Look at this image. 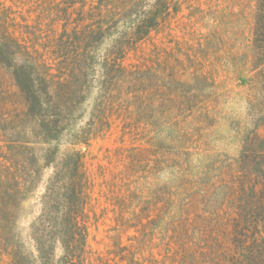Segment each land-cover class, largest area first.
<instances>
[{"label":"rangeland","instance_id":"1","mask_svg":"<svg viewBox=\"0 0 264 264\" xmlns=\"http://www.w3.org/2000/svg\"><path fill=\"white\" fill-rule=\"evenodd\" d=\"M5 1L35 32L34 46L49 58L56 76L55 91L44 100L53 127L45 131V140H33L49 149L47 141H53L57 149L37 148L34 160L26 151V164L39 168L40 181L53 175L72 184L70 176H82L72 169L79 158L74 152L81 154L83 176L93 181L85 217L93 255H108L118 237L111 190L129 186L118 176L127 168L132 184L162 188L172 178L163 154L181 145L186 154L181 161L188 163L185 172L193 176L181 192L183 199L193 195L187 202L192 212L188 242L209 248L197 257L189 254L187 263L264 264V53L254 46L257 0H114L115 9L101 0ZM142 12L154 14L157 24L143 40L129 42L141 25ZM108 54L129 67H147L130 83L113 60L102 67ZM177 72L180 79L173 76ZM142 92L145 100L134 98ZM180 95L195 100L185 125L179 111L161 104ZM170 121L175 123L172 129L167 128ZM21 136L16 140L25 139ZM37 177L26 176L30 181ZM44 190L42 183L24 200L17 195L16 224L3 221L0 226V264H37L28 253L32 246L26 233L40 214ZM70 193L69 184L68 193L56 189L52 215L72 206ZM3 214L0 206V217ZM237 216L246 229L234 243L231 226ZM48 230L51 237L45 226L41 235L44 255L60 258L66 237L62 229ZM134 232L123 233V243L129 244ZM55 234L56 243H49ZM11 246L23 253L12 256Z\"/></svg>","mask_w":264,"mask_h":264},{"label":"trees","instance_id":"2","mask_svg":"<svg viewBox=\"0 0 264 264\" xmlns=\"http://www.w3.org/2000/svg\"><path fill=\"white\" fill-rule=\"evenodd\" d=\"M101 1L106 2L110 8H116L114 0ZM112 11L110 9L109 12ZM142 15L141 25L134 38V35L132 37L129 35V42L130 39L143 40L157 24V17L154 14L142 12ZM28 28H30L28 24L17 19L12 7L7 5L5 0H0V206L4 210L3 216L0 217V226L3 221H10L12 225L16 224L14 218H19V211H17L19 207L16 208L15 205L18 194L23 195L22 200H24L27 194L37 190L38 185L45 183V190L40 197V214L34 216L26 233L32 246L28 253L37 264H188L186 260L189 254H194V257L202 253L206 254L209 248L203 247L204 243L194 246L188 242L192 230L188 227L187 218L192 212H188L187 202L193 195L190 194L183 199L181 192L191 185L193 176L185 172L188 163L181 161L186 154L183 146L179 145L174 146L176 148L172 147L173 149H166L163 154L167 157L166 163L170 167L172 180L170 179L162 188L160 186L158 188L157 185L145 188V185L141 183L132 184V178H128L131 174L127 168L122 176H118V180L124 185L129 183L128 187L118 186L117 190H111L110 201L117 211L115 226L119 230L118 237L113 248L109 249L108 255H93L88 245L89 226L85 219L86 206L92 196L93 181L89 176L87 177L86 173L83 176L81 154L74 152L79 158L72 169L77 175L82 174V176L79 178L70 176L72 184L68 181L63 184L64 180L57 179L53 175L40 181L39 168L37 166L28 168L26 164L27 156L24 155L26 151L34 160L38 155L37 148L52 150V152L57 149L53 141H47L52 146V149H49L43 147V141L33 140V138L45 140L46 133L53 127L50 114L44 106L46 105L44 100L51 99L49 96L51 91H55L52 85L56 81V76L52 72L49 58L34 46L35 32H30ZM254 46L258 50L263 48L261 50L264 53V0L256 1ZM113 57L112 54H108L102 58L106 62L102 65L104 69L108 63L114 61L116 57ZM177 61L180 63V58L177 57ZM114 62L115 67L121 69L123 77H126L130 83H133V80H129L130 78L135 74H142L143 69L147 67L145 64L143 67L130 64L131 67H129L120 61ZM180 65L186 68L183 61ZM181 71L191 74L194 70ZM173 76L176 79L181 78L179 72ZM42 82H47V87L41 86ZM134 83L138 84L136 81ZM143 94L144 92L134 93V98L145 100ZM194 101L193 98L180 95L178 98H164L161 104L162 106L163 103L165 106L169 104L170 111H179L180 115L184 116L180 118L185 125L191 121ZM197 106L196 102L195 107ZM188 111H192L190 116ZM163 115L165 119H168V113L165 110ZM173 121L176 120L173 118ZM173 121L167 124L168 129H172V125H175ZM21 135H24L25 139L17 141L16 137H22ZM90 140L89 136L83 141L89 143ZM19 149H22L21 152H18ZM150 151L151 156H157L155 152ZM32 174L38 177L30 181L26 176ZM68 184L72 186L69 201L72 206L62 210V214L52 215L50 202L53 193L56 189L68 193ZM190 193L195 192L191 190ZM17 205L20 206V203ZM44 205L46 208H43ZM54 223L58 224L54 225ZM240 225L242 224L239 223L237 216L233 219L231 226L234 243L236 238L245 233L246 226L243 230V225ZM44 226L49 237H51V231L48 229L51 227L58 233L61 229L63 230L62 235L66 237L67 242L63 244L64 253L60 258L44 255L41 238ZM129 230L135 232L128 236L130 243L125 244L122 241V234ZM16 235V239L21 241L20 233ZM56 239L58 238L55 234L47 241L55 244ZM9 243L12 244V242ZM10 251L12 256L23 253L15 250L13 246L10 247Z\"/></svg>","mask_w":264,"mask_h":264}]
</instances>
